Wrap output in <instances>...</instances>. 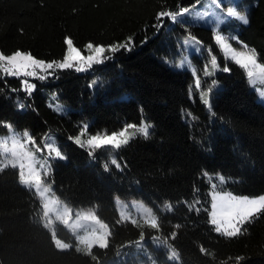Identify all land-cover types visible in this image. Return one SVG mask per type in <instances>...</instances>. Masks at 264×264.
Masks as SVG:
<instances>
[{"label":"trees","instance_id":"16d2710c","mask_svg":"<svg viewBox=\"0 0 264 264\" xmlns=\"http://www.w3.org/2000/svg\"><path fill=\"white\" fill-rule=\"evenodd\" d=\"M201 1L0 0V51L5 55L21 50L45 62L61 61L65 37L82 53L89 42L135 41L131 51L105 53L110 59L87 70L57 69L47 78L30 79L35 85L30 94L22 76L0 72V134L11 125L29 131L39 147L56 136L66 160L52 163L48 182L60 200L75 209H94L110 230L106 247L82 252L58 227L57 235L74 243L58 249L42 223L35 193L21 185L16 168H2L0 264H135L118 255L142 238L155 237L168 240L182 264H264V211L236 237L217 233L210 222L214 183L218 191L237 196L264 195V104L244 70L223 60L212 29L189 18L183 25L169 23L167 17L164 27H152L159 11L176 12ZM236 3L249 23L233 20L220 31L255 50L264 64V0ZM186 36L204 46L201 55L192 56L202 72L210 59L208 48L230 69L202 76L203 90L212 81L220 86L212 87L211 109L193 88V75L165 63L179 58ZM52 96L72 109L58 113L48 105ZM143 119L152 126L148 137L138 135L117 150L74 142L85 123L88 135L112 134ZM116 197L153 208L156 226L122 222ZM154 253L157 264H174L162 251Z\"/></svg>","mask_w":264,"mask_h":264},{"label":"rangeland","instance_id":"374dc122","mask_svg":"<svg viewBox=\"0 0 264 264\" xmlns=\"http://www.w3.org/2000/svg\"><path fill=\"white\" fill-rule=\"evenodd\" d=\"M218 5H219V0L201 1L197 5L189 8L190 12L184 13L183 19L189 18L190 21L196 22L199 25L212 29L214 35L216 34L224 35L220 31L221 27L230 23L233 20L236 21L239 20L235 17L224 16L223 12H226L228 8H224L222 11ZM229 5L234 6L235 10L241 12L242 14H246V11H241L237 7L236 0H230ZM178 19L180 18L178 17ZM225 37L227 38V43L230 45V48L234 50V53L249 54L251 52L250 50L246 49V47H244L242 43H240L237 39H232V37L234 36L229 35ZM190 38L192 37L186 36L185 38H183L182 41L184 42L185 40H190ZM215 44L218 51L220 52L221 57L225 62L234 63L235 65H238L244 70L251 89L256 92L258 101L262 102V99L264 98L261 97L260 93L261 91H264V84H261L256 78V73H258L259 70L258 69L253 70L254 76L253 78H251L250 81V78L247 75V70L243 68L241 65L235 63L233 59L226 60L224 53L221 51L220 47L217 46L216 42ZM180 49H181L180 55L176 61H179L181 56H186L189 58L191 65L195 68V73H193L190 70L187 71H189L193 75L194 77L193 88L200 90V96H201L202 92H207L206 90H203L201 88L203 81L202 76L210 77L218 72H223L222 70L223 67L221 66L220 59L217 55L212 53V55L216 57L218 66L216 68H213V66L210 63V59H211L210 57L209 62L205 66V71L212 74L205 75V71L202 72L198 67V65L194 63L192 59L193 54L201 55L204 49L203 44L202 47H200L198 53L193 51L192 46L190 45L186 46L184 43H182ZM83 54L87 55V52ZM229 55H232V53L230 52ZM257 62L261 65H264L260 63L258 59ZM87 69H89V67L85 66V70ZM39 72L40 70H37L38 75ZM20 76L23 77V81L27 80L30 84H32L30 82V79L35 78L24 75H20ZM197 77H199L200 80L199 88H197L195 85V81ZM214 88L220 89V86L216 85ZM212 94L213 93L211 92L208 97L210 99V103H211ZM124 97H128V96L124 95ZM262 103L264 104V102ZM48 105L60 114H65L72 109L71 106L59 102L56 96H52L51 98H49ZM60 109H64L66 111H60ZM88 125L89 123L84 124V129L77 137L74 138V141L76 138H79L81 139L83 145L87 146L89 149H92L87 145V140L92 136V135H88L87 133ZM147 125L149 124L146 122L145 119H143L141 125H134L135 127L127 126L128 136H129L128 143L138 135H143L138 131V129L139 127L147 126ZM25 133H27V135H25ZM100 135H105V134H100ZM106 135H111V134H106ZM49 140L54 141V144L52 146L47 144ZM55 148L59 150L58 141L56 136L54 135H50L49 137H47V139L44 142V145L42 147H39L32 138L31 133L29 131H23V132L17 131L11 125H7V132L0 134V169L6 167L16 168L18 170L19 180L21 185L27 189L32 190L35 193L41 205L42 223L47 229L51 231L53 235V240L58 249L68 250L72 248L74 246V243L72 241L76 243V247L82 252H89L90 249L96 246L106 247L108 244L110 230L108 226L98 218L95 210L92 208L75 209L69 206L66 202L58 198V196L54 191L53 185L48 182V179L51 176L52 163L57 160H63V161L66 160L59 157L55 158L56 155ZM103 148L105 149L110 147H101L96 149H103ZM110 149H114V148H110ZM62 156L65 157L63 154ZM213 188L214 191L212 189L210 193L211 205L213 202L214 192L217 195V197L227 196L229 194L236 197H248L250 199L260 197V196L257 197L237 196L230 192H221L215 188V183L213 184ZM217 202L218 203L220 202L219 199H217ZM115 203L120 216V220L122 222L136 223L138 221H143L148 225L156 226L157 213L153 208L149 207L142 201L135 199L125 200V199H121L120 197H116ZM167 206L168 205H166L164 209H167ZM211 211L212 208L210 209V212ZM227 226L228 225H225V227ZM58 227H63L69 232L72 240L71 242L65 241L57 235ZM154 250L162 251L167 256V258L174 264H182L180 254L172 247L169 241L158 237L151 239L142 238L139 242L135 243L127 253H120L118 255V259L124 260L125 262L130 261L135 264H157Z\"/></svg>","mask_w":264,"mask_h":264},{"label":"snow or ice","instance_id":"6c2138e0","mask_svg":"<svg viewBox=\"0 0 264 264\" xmlns=\"http://www.w3.org/2000/svg\"><path fill=\"white\" fill-rule=\"evenodd\" d=\"M219 8L223 11L224 8H228L226 12H223L224 16L235 17L243 24H248L249 20L246 14L235 10L234 6L229 5V0H219ZM190 12L189 8H181L176 12L173 11H159L156 14L155 21L152 25L157 31L164 27V19L167 17L169 23H179L181 25L188 23L187 20L183 19L184 13ZM178 17L180 19H178ZM22 32V29H21ZM232 39H237V37H232ZM214 41L217 43V46L220 47L221 51L224 53L225 59H233L235 63L241 65L247 70V75L250 78L254 76V69H258L256 73L257 80L264 84V65H261L257 62L255 50H251L249 54L243 53H234V50L230 48V45L227 43V38L222 34L214 35ZM143 42H146V39ZM186 46H192L193 51L199 52L200 47H202L201 42H199L195 37L190 38V40H185L183 42ZM65 55L61 61H51L45 62L43 60L36 59L32 56L30 52L25 53L21 50H16L11 55H5L3 51H0V72H3L10 76H28V77H37V78H47L48 75H53L54 72L59 69H70L76 68L78 71L85 70L86 67H91L93 64H102L106 59H110V56H105V53H116L120 50L131 51L132 47L135 46V41L132 37H128L125 41L119 43H112L110 45H94L92 42H89L85 45V51L87 55H84L82 51L77 48L74 44V41L71 37H65ZM247 47V46H245ZM211 57L210 63L213 68H216L217 60L214 55L211 54V49H205ZM232 55H229V53ZM170 67L182 70H190L195 73V68L191 65V62L188 57L181 56L179 61L165 60ZM37 70L45 73L46 75H38ZM224 72L230 71V69L225 66L222 69ZM205 71V75H211ZM25 85V91L29 94L35 88L34 84H30L27 80L23 81ZM95 83V82H94ZM195 85L197 88L200 86L199 77L196 78ZM216 86V81H212V87ZM212 87L207 89V92L201 93L202 102L211 109L210 99L208 98L212 92ZM222 90V89H221ZM261 97L264 98V91L260 93ZM264 102V99H262ZM21 109L23 105L19 106ZM59 107V106H58ZM60 111H66L60 109ZM10 127V126H9ZM128 127H135L134 125H129ZM152 126L149 124L147 126L139 127L138 131L143 134L145 138L148 137L149 128ZM27 135V133H25ZM129 141L128 128L126 127L119 133H112L111 135H92L87 140V145L92 148H101V147H110L114 149H119L122 145L127 144ZM77 145L84 146L81 142V139L76 138L74 141ZM48 145L52 146L54 141L49 140ZM56 149V148H55ZM63 158L61 152L56 149L55 158ZM116 168H120V164L117 163L115 159L111 161ZM105 170H107L108 165H104ZM222 182V181H221ZM214 191V188H213ZM219 199V203L217 202ZM167 207L170 208V205ZM212 211L210 212V222L215 226V231L221 233L227 237H236L241 234L243 226L246 223H250L252 218L264 211V196L258 198L250 199L248 197H236L232 195L219 196L213 194V202L211 205ZM218 221V222H217ZM225 225H228L225 227ZM242 259V258H237Z\"/></svg>","mask_w":264,"mask_h":264}]
</instances>
